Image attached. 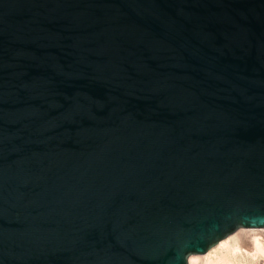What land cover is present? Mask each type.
<instances>
[{"label": "water", "instance_id": "water-1", "mask_svg": "<svg viewBox=\"0 0 264 264\" xmlns=\"http://www.w3.org/2000/svg\"><path fill=\"white\" fill-rule=\"evenodd\" d=\"M264 228V0H0V264H188Z\"/></svg>", "mask_w": 264, "mask_h": 264}, {"label": "rangeland", "instance_id": "rangeland-1", "mask_svg": "<svg viewBox=\"0 0 264 264\" xmlns=\"http://www.w3.org/2000/svg\"><path fill=\"white\" fill-rule=\"evenodd\" d=\"M249 230L251 233H255L259 245L251 247L247 251H241L235 247L237 244L235 242L240 241L239 234ZM222 241L225 242V245H215L210 249L212 251L208 250L210 253L191 255L188 258V264H264V228L255 231L248 228H240Z\"/></svg>", "mask_w": 264, "mask_h": 264}, {"label": "bare ground", "instance_id": "bare-ground-1", "mask_svg": "<svg viewBox=\"0 0 264 264\" xmlns=\"http://www.w3.org/2000/svg\"><path fill=\"white\" fill-rule=\"evenodd\" d=\"M248 229H251V230H254L255 231V230H260L261 228H248ZM256 234H257V232H256ZM239 237L237 236V238H239L240 241H236L235 242V243H237L235 247L238 248L241 251L242 250L243 251H247L251 247L253 248L254 246L256 247V246L259 245L258 238L256 237L255 233H251L250 230L247 231V232L246 231L242 232L241 234H239ZM236 240H238V239H236ZM224 243L225 242L221 240L217 244V246L225 245ZM210 251H212V250H210ZM210 251L209 252L207 251V252L210 253Z\"/></svg>", "mask_w": 264, "mask_h": 264}]
</instances>
